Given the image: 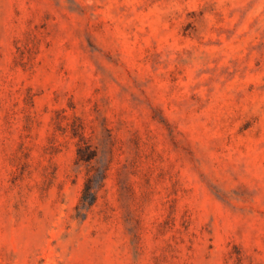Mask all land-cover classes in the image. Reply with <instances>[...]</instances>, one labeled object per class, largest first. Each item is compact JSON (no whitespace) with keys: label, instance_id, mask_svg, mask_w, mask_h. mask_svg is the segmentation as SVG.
Instances as JSON below:
<instances>
[{"label":"rangeland","instance_id":"374dc122","mask_svg":"<svg viewBox=\"0 0 264 264\" xmlns=\"http://www.w3.org/2000/svg\"><path fill=\"white\" fill-rule=\"evenodd\" d=\"M0 264H264V0H0Z\"/></svg>","mask_w":264,"mask_h":264},{"label":"trees","instance_id":"16d2710c","mask_svg":"<svg viewBox=\"0 0 264 264\" xmlns=\"http://www.w3.org/2000/svg\"><path fill=\"white\" fill-rule=\"evenodd\" d=\"M82 147H83L82 145H79L77 147L78 157L83 159L92 158L93 157L92 149L87 148V151L83 153ZM105 176L106 174L103 175V178H105ZM96 199H97V192L92 186L91 177L88 174L85 177L79 200L75 205L77 214L82 215L83 213V216H85L91 205L96 201Z\"/></svg>","mask_w":264,"mask_h":264}]
</instances>
